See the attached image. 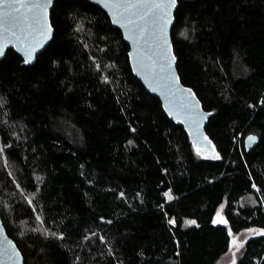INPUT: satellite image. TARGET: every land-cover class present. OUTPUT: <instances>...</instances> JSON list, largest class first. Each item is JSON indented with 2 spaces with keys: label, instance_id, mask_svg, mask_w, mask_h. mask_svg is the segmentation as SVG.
I'll use <instances>...</instances> for the list:
<instances>
[{
  "label": "trees",
  "instance_id": "trees-1",
  "mask_svg": "<svg viewBox=\"0 0 264 264\" xmlns=\"http://www.w3.org/2000/svg\"><path fill=\"white\" fill-rule=\"evenodd\" d=\"M50 20L33 65L0 61V216L25 264H217L229 228L264 229V0H178L176 68L219 160L135 78L100 7L56 0ZM237 264H264V236Z\"/></svg>",
  "mask_w": 264,
  "mask_h": 264
},
{
  "label": "snow or ice",
  "instance_id": "snow-or-ice-1",
  "mask_svg": "<svg viewBox=\"0 0 264 264\" xmlns=\"http://www.w3.org/2000/svg\"><path fill=\"white\" fill-rule=\"evenodd\" d=\"M53 0H0V57L5 56V48L9 44L23 53L24 64H29L37 47L41 46L53 31V26L48 19V9ZM176 6V0H106L104 7L110 9L113 14V23H119L129 32V37L137 45L135 62L141 72L146 73V79L160 87L161 90L172 98V104L166 109L170 114L175 113L176 118L183 117L181 122L189 123L190 135H193L194 147L199 140L200 122L211 113H203L199 108L192 90L184 89L179 85V78L172 72V62L175 57L169 51L167 27L172 21L171 9ZM147 46V47H145ZM132 55L131 53L129 54ZM99 70V65H97ZM155 90V88L153 89ZM264 103V101H262ZM208 144L211 141L203 138ZM249 141L255 137L249 136ZM3 152V148H0ZM196 154L204 155V150L197 147ZM204 158H209L205 156ZM212 159L219 160L220 155L212 149ZM256 187L255 184L252 185ZM172 199L169 193L164 194ZM31 204V201H29ZM39 220V216L37 217ZM109 223H111L109 221ZM174 224V220H169ZM195 224L194 220L187 221ZM214 224H227L219 212L213 220ZM259 236H264V229L249 228ZM229 236H232L229 230ZM63 239V237H59ZM243 247V242L236 238L231 239L232 264H236L235 256ZM14 252V249H13ZM0 254L11 255L7 250H0Z\"/></svg>",
  "mask_w": 264,
  "mask_h": 264
},
{
  "label": "water",
  "instance_id": "water-1",
  "mask_svg": "<svg viewBox=\"0 0 264 264\" xmlns=\"http://www.w3.org/2000/svg\"><path fill=\"white\" fill-rule=\"evenodd\" d=\"M90 3L100 7L110 18L111 22H112V26L114 28H116L117 30H119L122 33L123 36V40L124 42L129 46V62L131 65V69L133 72V75L135 76V78L144 86V88L146 89V91L152 95L153 97H156L162 104L163 110L166 113V115L175 123H180L184 129L186 130V132L188 133L190 140L193 144V135H190V125L189 123L186 122H181L183 120V117H181L180 119L176 118L175 113L170 114L168 111H166L167 108H169L172 104V98L169 97L167 94H165L160 87H157L156 85H154L150 79H146V73L145 72H141L139 70V68L136 65L135 62V55H136V50H137V45L133 43L132 39L128 38L129 37V32L124 28L121 27V25L119 23H113V14L112 11L106 7H104V4L106 2V0H87ZM184 1H190V2H194L197 0H184ZM56 2V0H53L52 5L49 6L48 9V19L49 22L51 23L50 20V14H51V10L54 6V3ZM131 2H136V0H131ZM178 5V0H176V6L174 8L171 9V16H172V21L171 23L168 25L167 27V38H168V43H169V51L171 53L172 56L175 57L174 54V48H173V42H172V30L173 27L175 25V12H176V8ZM54 28L52 31V34L43 41L42 45L37 47V49L35 50V52L33 53V57L32 60L29 64L27 65H33L36 60L37 57L39 55H41L45 49L48 47V45L50 44V42L52 41L53 37H54ZM147 47V46H145ZM9 49H14V51L20 55V57L22 59H24L23 57V53L17 51L16 47H14L12 44H9L7 48H5V53L7 54V51ZM132 54L131 56L129 54ZM6 56V55H5ZM5 56L0 57V61H2ZM176 64H177V59L175 57V60L172 62V72L179 78V85L180 87L184 88V89H189L188 87H186L180 80L177 68H176ZM26 65V64H25ZM155 88V90H153ZM192 90V89H191ZM192 92L195 94V92L192 90ZM195 98L196 100L199 101V108L201 110V112L207 114L208 112L204 111L203 107H202V103L200 102V100L197 98L196 94H195ZM212 114V113H211ZM212 115L210 116H206V119H204L203 121L200 122V126H199V133H200V137L199 140L203 141V143H197V145L193 147L196 149L197 151V147L202 148L203 150H211L214 148L215 146L213 144V142L210 140V138L208 137L207 133H206V125L210 119ZM253 136V135H250ZM207 137L208 140L211 141V144H208L207 141H204L203 138ZM249 137V136H248ZM248 137L246 138L245 141V146L246 149L249 151L251 150L253 147H255L258 143L259 140L257 137H255L254 141H249ZM14 249V252H13ZM0 250H7L8 253H11V255H5V254H0V264H25L24 261V257L21 253V251L19 250L17 244L15 243V241L10 238L7 234L6 228L3 224V221L1 219L0 216Z\"/></svg>",
  "mask_w": 264,
  "mask_h": 264
},
{
  "label": "rangeland",
  "instance_id": "rangeland-1",
  "mask_svg": "<svg viewBox=\"0 0 264 264\" xmlns=\"http://www.w3.org/2000/svg\"><path fill=\"white\" fill-rule=\"evenodd\" d=\"M212 155V151L211 150H204V155L203 156H207V157H209V156H211ZM218 212L221 214V216L226 220V218H225V205H222L219 209H218ZM215 218H216V216H215ZM214 218V219H215ZM215 225H226V224H215ZM229 230H231L230 228H229ZM248 230V229H247ZM247 230H244V231H241V232H239V233H235V232H233L232 230H231V232H232V236H231V238H230V241H231V239H233V238H236L238 241H241V242H243V247L240 249V251L239 252H237L236 253V256H235V260H236V264H237V262L242 258V256H243V253H244V247H245V244H246V242L249 240V239H251V238H253V237H255V236H259V235H256V234H254V233H252V232H248ZM234 249H230V247H229V250H228V252L218 261V263L217 264H232V260H233V255H232V251H233Z\"/></svg>",
  "mask_w": 264,
  "mask_h": 264
}]
</instances>
